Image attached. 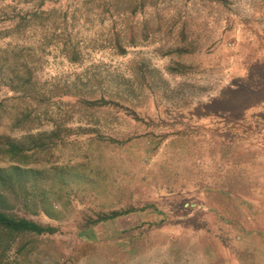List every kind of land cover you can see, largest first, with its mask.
I'll return each mask as SVG.
<instances>
[{"label":"rangeland","instance_id":"rangeland-1","mask_svg":"<svg viewBox=\"0 0 264 264\" xmlns=\"http://www.w3.org/2000/svg\"><path fill=\"white\" fill-rule=\"evenodd\" d=\"M8 3L0 264H264V0Z\"/></svg>","mask_w":264,"mask_h":264},{"label":"trees","instance_id":"trees-1","mask_svg":"<svg viewBox=\"0 0 264 264\" xmlns=\"http://www.w3.org/2000/svg\"><path fill=\"white\" fill-rule=\"evenodd\" d=\"M9 8H13L12 14H10V12L8 11ZM15 8H16V6H13L12 3H8L6 6L4 5L0 8V14L3 13L12 19H15L17 16H19L20 20H19L18 25L23 24L24 22H22V21L26 20L27 16H26V14L25 15L21 14V12H22L21 9L19 10V12H14ZM33 13H35L36 16L38 15L37 11H34ZM30 17H32V16L30 15ZM14 29L15 28L13 26H11L8 22H6V19L4 17L0 18V38H1V36H3L2 34H9V31L11 32ZM120 215H122V213L115 211V212H113L111 217H116V216H120ZM105 219L106 218H104V217L100 218V220H105ZM0 227H3L7 230L9 229V230H16V231H21V230H23V231H34L37 233H45V232H54L55 231V228H53V227H45V226H42L36 222L29 221L27 219H18V218H15L13 216L8 215L6 212H4L2 210H0Z\"/></svg>","mask_w":264,"mask_h":264}]
</instances>
